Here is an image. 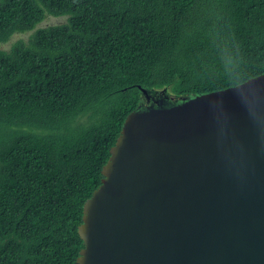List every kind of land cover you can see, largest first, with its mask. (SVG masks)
Wrapping results in <instances>:
<instances>
[{
	"label": "trees",
	"instance_id": "trees-1",
	"mask_svg": "<svg viewBox=\"0 0 264 264\" xmlns=\"http://www.w3.org/2000/svg\"><path fill=\"white\" fill-rule=\"evenodd\" d=\"M263 73L264 0H0V264H79L84 204L141 88Z\"/></svg>",
	"mask_w": 264,
	"mask_h": 264
},
{
	"label": "water",
	"instance_id": "water-1",
	"mask_svg": "<svg viewBox=\"0 0 264 264\" xmlns=\"http://www.w3.org/2000/svg\"><path fill=\"white\" fill-rule=\"evenodd\" d=\"M141 89L84 204L78 263L264 264V73Z\"/></svg>",
	"mask_w": 264,
	"mask_h": 264
},
{
	"label": "rangeland",
	"instance_id": "rangeland-1",
	"mask_svg": "<svg viewBox=\"0 0 264 264\" xmlns=\"http://www.w3.org/2000/svg\"><path fill=\"white\" fill-rule=\"evenodd\" d=\"M67 20L66 16H61V17H55V16H48L40 25L39 27H45V26H49V25H53V24H59V23H63ZM32 32H28V33H22V34H17L15 35L12 40L10 42H8L7 44H5L3 47L4 48H10L12 43L20 38L23 39H28L30 34Z\"/></svg>",
	"mask_w": 264,
	"mask_h": 264
}]
</instances>
